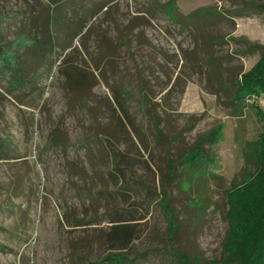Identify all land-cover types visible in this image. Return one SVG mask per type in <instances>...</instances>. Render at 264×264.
I'll use <instances>...</instances> for the list:
<instances>
[{
    "label": "rangeland",
    "instance_id": "rangeland-1",
    "mask_svg": "<svg viewBox=\"0 0 264 264\" xmlns=\"http://www.w3.org/2000/svg\"><path fill=\"white\" fill-rule=\"evenodd\" d=\"M45 17L56 48L32 66L36 80L12 91L0 61V264H101L113 253L179 264L174 251L218 264L226 192L253 175L242 151L264 133L254 97L232 100L260 56L250 45L264 46V0H0L1 50ZM219 125L206 175L190 191L166 181L168 161ZM162 189L181 225L171 243ZM118 219L134 235L125 251L108 238Z\"/></svg>",
    "mask_w": 264,
    "mask_h": 264
},
{
    "label": "trees",
    "instance_id": "trees-1",
    "mask_svg": "<svg viewBox=\"0 0 264 264\" xmlns=\"http://www.w3.org/2000/svg\"><path fill=\"white\" fill-rule=\"evenodd\" d=\"M50 1L58 5L72 3L74 0ZM36 32L30 38H18L13 43L15 47H9L7 50H1L0 47V61L12 91L19 90L36 80L32 66L35 64L42 66L56 48L48 17L42 18ZM250 48L260 51L259 59L248 72L241 74L236 80L232 100L233 103H241L246 98L254 97L255 106L262 116L256 101L264 97V46L250 45ZM65 77L70 88L69 82L72 77L69 75ZM116 104L121 114L120 121L130 123L128 110L119 101H116ZM158 126L159 123H154L153 129L156 137L162 139L163 135ZM221 130L222 127L219 125L200 135L189 150L177 159L168 161L164 179L170 181L178 178L180 188L183 191H190L193 183L200 181L206 175L207 168L213 164L212 151L219 142ZM4 154L5 147L0 141V160ZM242 157L244 162L252 167L253 175L239 185L233 184L226 192L227 210L224 218L227 222V233L218 264H264V133L256 141L245 144ZM196 196L193 202L201 208L205 199ZM170 200L162 189L158 205L167 220L166 237L169 243L181 232L177 213ZM122 222L120 219L114 221L110 227L111 234L108 236L111 244L115 242L116 251H125L134 240L132 231L122 225ZM173 256L179 264H192L185 253L174 251ZM101 264L131 263L123 254L113 253L101 260Z\"/></svg>",
    "mask_w": 264,
    "mask_h": 264
},
{
    "label": "built area",
    "instance_id": "built-area-1",
    "mask_svg": "<svg viewBox=\"0 0 264 264\" xmlns=\"http://www.w3.org/2000/svg\"><path fill=\"white\" fill-rule=\"evenodd\" d=\"M256 104L259 110L261 111L262 115H264V97L257 99Z\"/></svg>",
    "mask_w": 264,
    "mask_h": 264
}]
</instances>
